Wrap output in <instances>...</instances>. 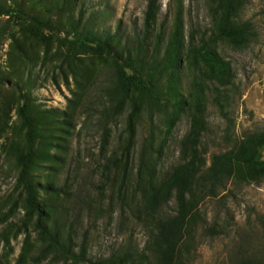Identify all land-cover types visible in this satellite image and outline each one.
Listing matches in <instances>:
<instances>
[{"label":"rangeland","instance_id":"rangeland-1","mask_svg":"<svg viewBox=\"0 0 264 264\" xmlns=\"http://www.w3.org/2000/svg\"><path fill=\"white\" fill-rule=\"evenodd\" d=\"M158 3L153 29L141 43L142 78H155L156 69L169 57L165 40L176 7L172 0ZM145 4L146 0H0L1 6L15 7L59 30L52 34L44 30L46 38L41 39L28 32L27 20L0 16V264H53L50 255L41 252L35 215L26 214L16 182L15 157L24 144V128L17 115L19 93L28 97L31 110L33 156L27 174L44 214L40 222L67 209L71 217L78 218L77 241L85 231L87 259L130 248L135 256L143 254L152 264H160L153 218L173 214L175 202L171 193L153 217L143 216L137 202L142 187L139 152L147 139L151 160L155 159L154 182L163 181L187 157L188 115L185 110L178 114L160 145L163 120L173 115V107L149 114L140 103L131 111L124 102L112 116L98 114L107 104L104 90L114 75L115 52H134L133 32H142ZM239 18L252 23L254 39L239 48L223 40L212 44L217 56L228 63L227 84L219 85L211 69L200 61L188 64L182 59L177 70V90L182 97L192 77L204 83L206 126L198 144L199 171L224 152L244 169L238 150L243 138L239 137L264 130V0H249ZM181 20L185 46L188 36L197 43L209 33L207 0H181ZM72 28L105 40L109 53L72 56L57 41L67 32L68 38L73 37ZM161 29L164 40L156 46L154 34ZM156 63V69H151ZM164 79L165 75L162 83ZM111 154L117 162L103 187H92L100 180L104 157ZM260 160H264V146ZM89 191L90 208L88 204L83 209L74 196L89 198ZM198 211L204 225L214 226L217 233L206 234L197 224L188 264H230L239 246L242 255L262 259L264 171L260 178L229 179L215 197L201 200Z\"/></svg>","mask_w":264,"mask_h":264},{"label":"trees","instance_id":"trees-1","mask_svg":"<svg viewBox=\"0 0 264 264\" xmlns=\"http://www.w3.org/2000/svg\"><path fill=\"white\" fill-rule=\"evenodd\" d=\"M176 11L172 20V29L166 34L165 47L169 50L166 62L158 63L151 67L157 70L155 78L149 76L142 78L140 67L143 63L141 43L153 29L155 15L159 8L158 0H146L143 11L142 32L134 31L135 47L131 55L130 51H117L113 58L114 75L109 85L105 88L106 102L100 108L98 114L104 117L112 116L126 102L131 111L140 103L148 113L157 112L164 106L174 108L171 117L163 120V137L160 145L165 142L175 124L178 114L185 110L188 115V130L185 137L187 157L173 167L165 179L160 183L154 182L155 159L150 157V144L147 139L139 152L138 175L141 183L140 195L137 202L140 211L146 218L153 214L163 204L169 194L172 193L175 210L173 214L163 216L161 214L153 218V226L156 230V240L161 249L160 264H188L190 249L195 239L194 231L197 224L203 226L206 234L217 233L214 226H205L204 220L198 211V204L204 197H215L222 190L229 179L260 178L264 171V160H260V151L264 146V130L248 131L241 134L242 139L238 144L244 169L237 164L229 152L218 154L212 158L209 165L199 171L198 144L202 132L205 129L204 119V83L192 77L189 90L182 97L177 90V70L182 59L188 64L200 61L211 69V75L219 85L229 82L228 63L222 60L212 49V44L223 40L232 47L239 48L248 44L256 36V32L249 20H241L239 14L249 0H207L208 14L210 17L209 33L198 38V42L192 41L188 36L186 46L182 35L181 0H172ZM8 15L18 19H25L30 23L27 29L29 33L46 38L42 31L49 34L59 30L47 22L34 16L25 14L12 6L0 5V16ZM163 28V27H161ZM164 30L156 32L155 45L158 46L164 40ZM73 37L67 34L58 37V43L63 45L72 56L84 53H109L110 46L99 37L89 33H77L71 29ZM165 75L163 83L162 77ZM20 104L17 115L24 128V144L22 151L16 154L18 165L16 182L23 193V202L27 215H35L34 226L36 237L41 244V252L50 255L53 264H152L143 254L138 256L130 248L117 251L106 257L87 259L85 252V231H82L77 241V217H71L67 209L50 216L48 222L42 223L43 211L36 201L35 186L27 174V166L33 156V125L28 97L19 93ZM245 134V135H244ZM147 141V142H146ZM159 153V151H158ZM158 157V155H157ZM117 159L112 156L104 157L100 165V180L96 188H102L108 178V172ZM76 197V203L90 208L89 198ZM79 210L76 211V214ZM78 215V214H77ZM204 233V234H205ZM238 255L230 261V264H264V256L260 259L256 255H242L239 246Z\"/></svg>","mask_w":264,"mask_h":264},{"label":"water","instance_id":"water-1","mask_svg":"<svg viewBox=\"0 0 264 264\" xmlns=\"http://www.w3.org/2000/svg\"><path fill=\"white\" fill-rule=\"evenodd\" d=\"M115 56V55H114Z\"/></svg>","mask_w":264,"mask_h":264}]
</instances>
